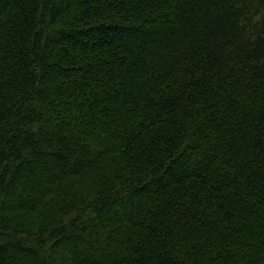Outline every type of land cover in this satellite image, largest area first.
<instances>
[{"label": "trees", "instance_id": "1", "mask_svg": "<svg viewBox=\"0 0 264 264\" xmlns=\"http://www.w3.org/2000/svg\"><path fill=\"white\" fill-rule=\"evenodd\" d=\"M0 264H264V0H0Z\"/></svg>", "mask_w": 264, "mask_h": 264}]
</instances>
